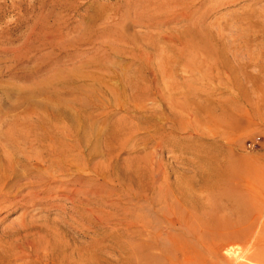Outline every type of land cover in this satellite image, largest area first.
<instances>
[{
  "label": "rangeland",
  "instance_id": "obj_1",
  "mask_svg": "<svg viewBox=\"0 0 264 264\" xmlns=\"http://www.w3.org/2000/svg\"><path fill=\"white\" fill-rule=\"evenodd\" d=\"M52 111L78 130L41 129ZM25 137L82 147L47 170ZM13 165L0 264H264V0H0V176ZM222 166L226 189L202 188Z\"/></svg>",
  "mask_w": 264,
  "mask_h": 264
},
{
  "label": "bare ground",
  "instance_id": "obj_2",
  "mask_svg": "<svg viewBox=\"0 0 264 264\" xmlns=\"http://www.w3.org/2000/svg\"><path fill=\"white\" fill-rule=\"evenodd\" d=\"M210 32V31H209ZM208 34V33H207ZM209 35V34H208ZM216 36V35H215ZM208 38V37H207ZM210 39V37H209ZM214 39V38H213ZM216 40V38H215ZM218 40V39H217ZM215 41L217 42L216 44H212L214 48H217L218 50L222 51L221 53H223V51H228L229 50V45L226 46L225 44H223L221 41ZM211 41V40H210ZM214 42V43H215ZM224 42V41H223ZM184 48V47H183ZM218 51V53L220 52ZM224 57V56H223ZM205 104V103H204ZM14 105V104H13ZM29 109V108H28ZM205 109V108H204ZM52 114H53V117L55 120H57L56 122L52 123L50 121H46L45 122V126L41 129L45 130L46 132H56L57 134L59 133V136L62 135V133L64 135H67V134H71L70 133V127L72 129H74L75 131L78 130L76 126L79 125V119L77 118H73L72 116L68 115L66 112H53L52 111ZM59 116H62V119L66 120V124H70L68 126L70 127H65V125H62L60 123V117ZM50 123V124H49ZM76 124V125H74ZM17 125V124H16ZM42 125V124H41ZM20 126V125H19ZM12 136V135H11ZM66 137V136H65ZM68 139L69 138H62L61 142H58V139H54L52 137V139H45V138H41V139H28V138H23V145L26 144L24 147L26 146H29L30 148L32 149H35V148H38L39 151H41L42 154H44L46 156V163H47V166H46V169L50 170L52 169L53 167L55 166H59L58 164H56V161L57 159H54L53 157L55 156L56 158H60L59 160H57L58 162H61V160H64L66 158V152L67 151H71V150H80V148L82 147V139L81 138H77V139H74L73 141L70 139L69 142H68ZM15 147V146H14ZM28 148V147H27ZM109 149V148H108ZM5 150V149H4ZM11 151V150H10ZM25 153V152H24ZM39 153V152H38ZM37 153V155H38ZM56 153V155H55ZM3 157V156H2ZM15 158V157H14ZM19 159V158H18ZM37 159H42L41 157H33L31 158V162L33 164H36L34 161H36ZM27 161V160H26ZM41 161V160H40ZM28 162V161H27ZM63 162V161H62ZM30 163V162H29ZM44 163V162H43ZM28 165V163H27ZM14 168H12L10 166V168L7 169V171L9 172V174H3L1 175V179H0V183H3V182H7L9 179H13L15 181L17 180H20L22 178V175L19 174L16 169H15V166L13 165ZM45 167V166H44ZM61 167L62 169H64L63 166H59ZM218 166H214V168H217ZM224 167V168H223ZM228 166H222V174H220L219 176V173H215L213 174V179H214V182L210 183V182H207L205 180H202V185L201 187L208 190V192H213L214 190H218V188H223V189H226V187H221L222 185H220L221 183H223V180L226 176L230 175V174H227V172L225 173V168H227ZM2 168V167H1ZM136 168V167H135ZM219 169V168H218ZM217 169V170H218ZM21 172V170H20ZM130 176V175H129ZM238 177V176H237ZM227 178V177H226ZM225 178V179H226ZM231 178V182H235L237 179H235L236 177L233 176V177H230ZM138 179V178H137ZM227 181V180H225ZM228 182V181H227ZM238 182V181H236ZM239 184V183H238ZM238 184H235V185H238ZM240 185V184H239ZM26 186V185H24ZM187 186H190V185H187ZM243 187H245L244 185H241ZM193 187V186H192ZM243 187H241V189H244ZM3 188V187H1ZM0 188V189H1ZM170 196L172 197V199H174V201H176V203L178 202H181L184 203V204H187V205H191L192 202H194L195 198H194V193L192 191H187L188 188H191V187H187V188H182L180 187V185H174L172 187H170ZM5 190V189H4ZM234 191V190H233ZM232 191V192H233ZM228 193V192H227ZM227 193H224L223 195H221L222 197H228L231 195V194H227ZM28 194V193H27ZM235 195V194H234ZM260 196L264 197V194H260ZM233 197V196H232ZM248 198V197H247ZM168 221V220H167ZM173 225L176 224L177 220L176 219H172L171 220ZM248 237V234L247 233H244V232H239L237 235H235L234 237H231V240H238V241H242V240H246ZM106 251L103 250V249H97L96 251H93L92 253L89 254V257L87 258V261H89V263H94L96 261L98 262H105L106 264H119V263H125L126 262V258L124 259L122 257V259H120V261H117L114 263L112 262H107L106 261ZM119 262V263H118ZM95 264V263H94Z\"/></svg>",
  "mask_w": 264,
  "mask_h": 264
},
{
  "label": "built area",
  "instance_id": "obj_3",
  "mask_svg": "<svg viewBox=\"0 0 264 264\" xmlns=\"http://www.w3.org/2000/svg\"><path fill=\"white\" fill-rule=\"evenodd\" d=\"M249 145H254V144H249Z\"/></svg>",
  "mask_w": 264,
  "mask_h": 264
}]
</instances>
